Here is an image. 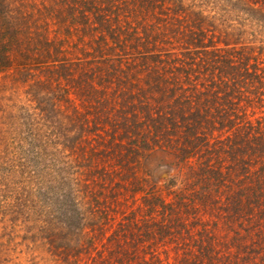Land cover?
Returning <instances> with one entry per match:
<instances>
[{
	"label": "trees",
	"instance_id": "trees-1",
	"mask_svg": "<svg viewBox=\"0 0 264 264\" xmlns=\"http://www.w3.org/2000/svg\"><path fill=\"white\" fill-rule=\"evenodd\" d=\"M86 1L85 4L96 5V1ZM137 1L131 12L128 7L122 9L124 16L138 14L135 26L132 22L125 30L121 23L113 29L105 25L112 43L103 37L94 48L101 55L93 56L94 74L90 70L81 73L84 82L74 79L78 67L63 56L45 64L53 66L48 68H53L60 80L65 78L79 88L90 89L93 97L96 79L104 71L109 77L103 76V83L111 78L123 86L116 98L121 97L122 101L135 96L130 91L135 88L132 80L140 77L143 79L137 90L140 99L129 103L130 109L138 104V110H144L145 123L139 121L138 111L116 122L109 121L110 139L99 142L92 135L110 130L104 123L106 110L98 108L94 117L102 120V125L92 127L80 114L77 127L81 136L73 143L76 137L70 138L59 129L53 132L43 109L41 125L46 128L45 134L37 133L41 129L35 134L44 139L40 142L45 149L58 150L57 146L63 145L65 152L67 149L79 152L83 161L76 165L61 151L62 155L56 158L57 207H49L52 211H47L44 217L25 219V225L9 219L11 227L5 228L9 230L7 235L10 239L17 238L15 229L20 222L25 232L45 240L53 255L65 264H159L160 253L154 250L147 253L145 243L151 247L157 238L178 236L181 239L176 249L183 251L179 264H241L251 257H235V261L230 253L218 251L217 218L234 231L235 240L250 238L251 244L240 243V239L234 241L239 251L259 252L256 247L264 244V40L258 36L264 35V0H234L241 3L238 14L232 10L226 13L237 17L233 20L236 23L225 19L221 22L223 28L218 27L220 18L205 15L194 2ZM93 16L97 31L101 24L110 22L104 19L105 10L97 8ZM150 17L152 24L148 21ZM6 21L0 27V72L10 68L9 46L18 42L20 35V29L11 27L9 19ZM225 37H232L233 41ZM251 37L257 41L245 42ZM49 45L57 49L56 45ZM151 100L156 102L155 115L146 112ZM258 112L261 116L256 117ZM145 124L149 127L145 147L136 137L126 144L124 139L139 136L140 126ZM92 141L104 144L101 151L106 157L101 158L109 160L108 165L94 167L93 159L99 155ZM156 148L171 151L182 164L197 160V167L191 169L190 185L180 191L169 190L171 201L147 192L152 194L145 199L149 216L139 219V210H133L111 231L110 200L116 203L128 188V182L137 184L134 166L138 164V156L146 149ZM48 163L53 166L50 160ZM78 179L86 181V189L76 188ZM83 193L86 196L81 197ZM206 213L214 214L215 220L203 222L201 217ZM108 230L112 233L104 241Z\"/></svg>",
	"mask_w": 264,
	"mask_h": 264
},
{
	"label": "rangeland",
	"instance_id": "rangeland-1",
	"mask_svg": "<svg viewBox=\"0 0 264 264\" xmlns=\"http://www.w3.org/2000/svg\"><path fill=\"white\" fill-rule=\"evenodd\" d=\"M85 1L0 0V27L4 21L9 19L11 27L20 29L19 41H14L9 46L11 48V66L0 72V264H65L53 255L50 247L45 244V240L38 235L31 236L32 233L25 232L22 227V224L25 225V219L33 220L44 217L47 211H52L49 207H57H55L57 204L55 192L59 185V164L56 158L65 151L63 145L57 146L58 150L56 148L46 150L44 144L40 142L44 139L35 134L38 129L41 131L37 133L45 134L46 128L41 125L44 124L43 109L49 116L53 132L55 129L56 131L59 129L63 133H68L70 138L76 137L73 143H76L81 136L77 127V124L80 123L78 121L80 114L86 117L94 127L97 123L100 125L103 123L102 120L99 121L94 117L97 110H106L105 114L108 115L105 116L104 123L110 132L100 130V134L97 133L98 136H93L92 133V138H96L99 142L110 139L112 126L109 121L116 122L128 114L131 115L132 112L138 111L139 121L145 123L144 110H138V104H134L135 107L130 109L129 103L138 102L140 99L137 92L139 86L143 84V79L140 77H134L132 80L135 83V88L130 91L135 96L131 100L123 99L122 101L121 97L118 100L116 98L123 86L119 85L118 80H111V78L108 80L109 82L103 83L104 77H109L104 71L101 73L102 76L99 75L96 79L97 87H95L96 92L93 97L91 92L89 93L90 89L79 88L77 83L67 82L65 78L60 80L59 74L52 72L53 68H48L53 66L45 64L46 61L62 59L63 56L68 62L76 64L78 67L74 71V79L84 82L85 77L81 73L84 74L90 70L94 74L91 70L94 67L93 56L101 55L97 54L94 48L98 47L97 45L103 37L112 43L108 36V30L104 29L105 25L113 29L114 25L121 23L120 25L125 30L131 27L130 23L132 22L134 26L136 25L135 22L138 19L136 15L138 14L129 13L124 16L125 13L122 12V9L128 7L131 12V7L133 9V4L136 5L137 0H93L96 1L94 2L96 5L85 4ZM186 2L187 4L196 3L205 11L203 12L205 15L215 14L217 18H220L219 28H223L221 22L225 19L235 25L236 22L233 20L237 17L226 12L232 10L238 14L241 8V3L234 0H186ZM97 8L101 12L105 10L104 19L110 20L109 23L101 24L98 31L96 30L97 21H93L96 18L93 13L96 14ZM212 20H216V18ZM148 21H151V24L154 23L151 17ZM111 22L113 26H110ZM220 31L221 29L216 33L220 35ZM7 32L6 30V34ZM100 36L102 37L100 38ZM258 37L260 40H264V35ZM225 39L233 41L232 37H225ZM250 39L245 42L257 41L254 37ZM48 43L56 45L57 49L51 45L48 46ZM104 45L102 46L105 50ZM90 80L94 82L93 79ZM100 100L104 102L101 104ZM155 105L156 102L151 100L146 112L155 115L157 109ZM257 116H261V114L258 112ZM140 127L139 136H135V134L124 139L126 144L130 138L136 137L137 142L145 147L143 142L148 138L146 132L149 127L147 124ZM60 143H62L61 140ZM91 143L95 145V151L99 155L98 158L93 159L94 167L102 168L104 165H108L109 160L101 158L102 156L106 157V154L103 155L101 151L104 144H96L94 141ZM163 149L142 151L137 159L138 164L134 166L138 179L137 184L128 182L129 185H126L128 188L119 200L116 203L112 199L110 200L112 202L109 206L111 209L109 214H112L111 224L113 225L111 231L116 229L124 215L133 210H139V219L149 216L145 208L147 206L145 199L152 194H146L147 192L155 193L166 201H171L173 196L170 195L169 190L180 191L190 185L191 169L197 167V160L192 159L189 163L182 164L174 153ZM61 151L63 152L61 153ZM63 155L70 158V161L76 162V165L83 161L82 156L76 150L71 152L70 149H67ZM67 158L64 161H69ZM49 160L53 166H48L50 165ZM74 163L73 165L76 166ZM76 184L77 189H86L84 179H78ZM83 196L86 195L83 193L81 197ZM83 201L85 200L83 199ZM201 218L203 222L208 223L215 220L214 214L208 213L203 214ZM9 219H13V221L17 219L22 223L18 222L19 225L15 229V233L18 234L17 238L10 239L7 235L9 230L5 228L11 227ZM217 220L219 230L216 236L219 239V252L230 253L231 260L239 259L244 255L251 257L250 260L247 259L241 264H264V244L256 247L259 249L256 254H253L252 250L250 253L249 251L243 253L245 250L239 251L236 248L237 243L234 241L240 239V243L251 244L250 238L244 237L246 241L241 237L235 240L234 231L230 228L227 229L226 223L222 219L217 218ZM235 226L239 231L241 230L240 226ZM111 231H106L104 241L110 237ZM241 232L246 234L243 230ZM157 239L151 247L147 242L145 243L146 252L150 253L154 250L156 253H160L159 264H179V257H182L183 251L176 249V243L181 237L167 238L166 240ZM98 246L101 244L98 243ZM177 252L179 253L176 254ZM177 257L178 260H176Z\"/></svg>",
	"mask_w": 264,
	"mask_h": 264
},
{
	"label": "clouds",
	"instance_id": "clouds-1",
	"mask_svg": "<svg viewBox=\"0 0 264 264\" xmlns=\"http://www.w3.org/2000/svg\"><path fill=\"white\" fill-rule=\"evenodd\" d=\"M161 171H164V170H161Z\"/></svg>",
	"mask_w": 264,
	"mask_h": 264
}]
</instances>
